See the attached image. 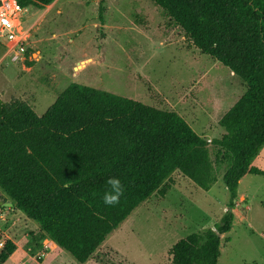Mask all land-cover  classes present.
Returning a JSON list of instances; mask_svg holds the SVG:
<instances>
[{
	"label": "trees",
	"instance_id": "1",
	"mask_svg": "<svg viewBox=\"0 0 264 264\" xmlns=\"http://www.w3.org/2000/svg\"><path fill=\"white\" fill-rule=\"evenodd\" d=\"M17 1L25 8L55 0ZM151 1L194 47L245 84L219 120L221 138L209 141L174 110L78 83L43 115L22 99L0 98V188L13 208L39 225L41 240L53 241L80 263L153 194L164 197L174 172L209 190L219 176L212 143L219 164L226 165L229 204L213 227L180 239L169 253L173 264H218L241 180L264 175L253 165L264 147V0ZM109 177L123 185L114 206L102 200ZM16 249L0 230V264Z\"/></svg>",
	"mask_w": 264,
	"mask_h": 264
},
{
	"label": "rangeland",
	"instance_id": "2",
	"mask_svg": "<svg viewBox=\"0 0 264 264\" xmlns=\"http://www.w3.org/2000/svg\"><path fill=\"white\" fill-rule=\"evenodd\" d=\"M17 30L25 52L10 50L0 33V98L27 101L43 115L72 83L91 86L161 109L174 110L209 141L225 134L221 117L246 91L226 66L194 47L151 0H55L31 4ZM219 168L209 190L174 172L164 197L136 208L86 263L49 239L21 210L0 206V230L17 245L6 264H173L170 249L213 227L229 204ZM253 165L264 170V147ZM0 201L10 199L0 188ZM264 175L239 184L232 229L221 238L218 264H264Z\"/></svg>",
	"mask_w": 264,
	"mask_h": 264
},
{
	"label": "built area",
	"instance_id": "3",
	"mask_svg": "<svg viewBox=\"0 0 264 264\" xmlns=\"http://www.w3.org/2000/svg\"><path fill=\"white\" fill-rule=\"evenodd\" d=\"M0 2V33L10 50H19L23 53L26 51L23 44L24 37L17 28L20 25L19 15L22 14L24 7L17 0H0Z\"/></svg>",
	"mask_w": 264,
	"mask_h": 264
},
{
	"label": "clouds",
	"instance_id": "4",
	"mask_svg": "<svg viewBox=\"0 0 264 264\" xmlns=\"http://www.w3.org/2000/svg\"><path fill=\"white\" fill-rule=\"evenodd\" d=\"M107 188L102 197L106 206H114L119 203L123 195V185L118 177H109L106 181Z\"/></svg>",
	"mask_w": 264,
	"mask_h": 264
},
{
	"label": "water",
	"instance_id": "5",
	"mask_svg": "<svg viewBox=\"0 0 264 264\" xmlns=\"http://www.w3.org/2000/svg\"><path fill=\"white\" fill-rule=\"evenodd\" d=\"M0 3H1V2H0ZM0 204L3 205V206H9V207H12V206H13V203H12V202L4 203V202H1V201H0Z\"/></svg>",
	"mask_w": 264,
	"mask_h": 264
},
{
	"label": "crops",
	"instance_id": "6",
	"mask_svg": "<svg viewBox=\"0 0 264 264\" xmlns=\"http://www.w3.org/2000/svg\"><path fill=\"white\" fill-rule=\"evenodd\" d=\"M242 180H243V179H242ZM242 180H241V181H242ZM52 242H53V241H52ZM56 245H57V244H56ZM57 246H58V245H57ZM87 262H88V261H87Z\"/></svg>",
	"mask_w": 264,
	"mask_h": 264
}]
</instances>
